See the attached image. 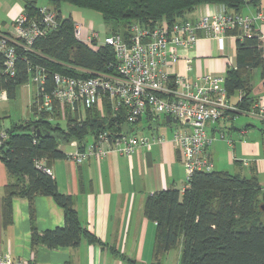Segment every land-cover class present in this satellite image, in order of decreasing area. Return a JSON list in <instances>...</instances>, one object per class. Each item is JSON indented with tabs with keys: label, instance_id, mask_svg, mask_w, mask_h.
<instances>
[{
	"label": "trees",
	"instance_id": "obj_1",
	"mask_svg": "<svg viewBox=\"0 0 264 264\" xmlns=\"http://www.w3.org/2000/svg\"><path fill=\"white\" fill-rule=\"evenodd\" d=\"M38 0H25L23 9L28 17L37 16ZM60 18L62 3L93 10L100 14L109 33L129 34L132 24L143 27L171 26L178 20L190 19L189 13L200 5L214 4L226 12L242 13L246 4L256 9L264 0H45ZM254 9V10H256ZM192 20V19H190ZM194 20V19H193ZM74 20L68 15L57 29L37 38L31 50H18L13 76L3 74L4 56L0 53V91L14 97L15 88L35 77L38 71L44 78V92L54 86V73L86 77L94 73L115 71L113 49L104 45L93 50L73 35ZM106 33V34H109ZM235 37V62L224 75V87L229 98L238 95L235 105L241 113L248 112L255 102L252 96L251 71L263 68L262 40L254 28L243 35L238 26L227 31ZM85 69L87 71H82ZM33 96L30 111L33 117L11 123L0 145V161L10 180L0 198V221L3 227L12 222V199H28L31 223L30 246L48 248L73 247L81 237L90 244L100 240L79 222L72 197L59 192L54 177L43 168L66 157L58 148L72 140L84 139L100 130L121 131L129 128L123 123V109L107 108L103 114L86 109L65 114L60 121L63 103L54 102L50 109L38 108L42 90ZM41 92V93H40ZM79 107L76 103L73 108ZM262 120V119H261ZM43 129L37 135L31 127ZM39 163V165H37ZM48 195L63 210V225L38 232L35 228L33 199ZM264 189L254 174L244 176L223 170L197 171L182 191L164 189L148 195L143 206L144 216L155 223L153 264L175 246L180 247L178 264H264Z\"/></svg>",
	"mask_w": 264,
	"mask_h": 264
},
{
	"label": "crops",
	"instance_id": "obj_2",
	"mask_svg": "<svg viewBox=\"0 0 264 264\" xmlns=\"http://www.w3.org/2000/svg\"><path fill=\"white\" fill-rule=\"evenodd\" d=\"M260 5L264 6V1ZM22 8V5H16L13 17ZM254 9L252 4H246L242 13ZM219 10L217 5L203 4L188 17L193 20ZM255 29L262 40L264 59V23H256ZM181 55L190 60V68L186 69L185 62L180 61L169 69L171 73L185 74L190 79L205 73L224 76L235 62V37L227 35L221 40H213L200 32L194 47ZM250 74L252 96L256 100L264 98V65ZM32 79L34 81V77ZM34 83L36 88L32 98L37 90ZM230 99L235 103L238 95L234 94ZM7 128L0 127V132H6ZM241 128H245V134H240ZM165 129L164 126L156 129L139 127L146 135L164 131L169 137L171 132ZM208 132L216 138L206 150L212 170L244 176L254 174L264 189V120L240 114L235 120L209 125ZM88 140L85 138L84 142ZM83 143L72 140L59 144L58 148L68 154L81 148ZM50 169L59 192L71 195L80 224L100 243L90 244L81 237L78 245L73 247L38 245L32 249L28 199L16 196L12 199L11 224L3 227L0 221V254H8L12 259H31L35 264H153L155 223L144 216L143 206L146 197L155 191H182L185 187V168L176 145L169 140L155 142L139 147L129 155L112 152L101 158L91 156L81 163L64 157L54 160ZM9 180L6 167L0 161V198ZM33 207V225L38 232L63 225V210L51 196L36 195ZM170 251L162 256L159 264H166ZM179 257L180 250L174 264H178Z\"/></svg>",
	"mask_w": 264,
	"mask_h": 264
},
{
	"label": "built area",
	"instance_id": "obj_3",
	"mask_svg": "<svg viewBox=\"0 0 264 264\" xmlns=\"http://www.w3.org/2000/svg\"><path fill=\"white\" fill-rule=\"evenodd\" d=\"M59 15L60 18L46 3L38 6L35 17H28L22 8L12 20L10 29L0 30L3 74H15L18 50H31L37 38L57 29L65 17L61 12ZM258 22L264 23V6L246 13H231L220 8L194 20H178L171 26L132 24L125 36L109 33L102 38L97 31H84L81 24L74 21L73 35L78 41L93 50L104 45L113 49L115 71L86 77L54 73L53 88L44 92L41 69L34 77L37 84L34 96H38L39 88L42 90L37 107L50 109L54 102L72 108L76 103L78 106H99L103 99L109 101L112 110L121 108L125 111L121 126L126 124L129 128L114 132L104 129L90 134L89 140L81 148L66 154V158L81 163L91 156L101 158L112 152L129 155L139 147L169 140L180 151L186 185L195 172L212 170L206 150L216 138L208 132V126L222 120H235L240 114L264 120V98L255 100L248 112L241 113L226 93L224 76L205 73L190 79L185 74L171 73L169 69L180 61L185 62L186 69L190 68V60L183 58L181 52L194 47L200 32L213 40H221L235 26L243 35H249ZM6 96L1 90L0 99ZM165 116L170 120L162 123ZM140 126H164L171 133L169 137L164 131L149 136L139 131ZM245 132V128H241L240 134ZM6 136L5 132H0V145ZM43 170L53 177L50 168ZM0 264L35 263L31 259H12L8 254H0Z\"/></svg>",
	"mask_w": 264,
	"mask_h": 264
},
{
	"label": "rangeland",
	"instance_id": "obj_4",
	"mask_svg": "<svg viewBox=\"0 0 264 264\" xmlns=\"http://www.w3.org/2000/svg\"><path fill=\"white\" fill-rule=\"evenodd\" d=\"M24 0H0V30L7 31L10 29L12 20L15 18L13 14L15 12V6H23ZM43 0H38L37 4H43ZM61 15L68 16L70 13L71 17L74 21L81 24L83 30H95L98 32L99 37L102 38L106 33H109L108 29L109 25L105 24L102 20L99 13L89 10L74 7L67 3H62L60 7ZM233 64V62H231ZM36 85L32 79L29 77L27 83L19 84L15 88V94L12 98L0 99V127L7 128L11 123L28 120L33 117V114L30 111V101L35 91ZM101 105L97 106L93 104L91 106L80 105L77 108H72L70 105L62 104L60 114L61 124L64 125V117L67 112L68 114H72L75 112H81L82 117H85L86 109H95L103 114L106 113V109H111V105L109 101L103 99L100 103ZM102 108V109H100ZM94 112V111H92ZM158 127L154 126L153 129ZM167 132H171V130H167ZM90 137L87 136V139ZM170 255L165 262L166 264H170L176 262V258L179 255V246H175L170 249ZM164 258V257H163ZM170 258V259H169Z\"/></svg>",
	"mask_w": 264,
	"mask_h": 264
},
{
	"label": "water",
	"instance_id": "obj_5",
	"mask_svg": "<svg viewBox=\"0 0 264 264\" xmlns=\"http://www.w3.org/2000/svg\"><path fill=\"white\" fill-rule=\"evenodd\" d=\"M169 120H170V118H169L168 116H165L164 118L161 119V122H162V123H163V122H169ZM171 120L174 121V119H171ZM31 130H34L35 133H36L37 135H40L41 133L44 132L43 129L41 130V129H39V128H35L34 126L31 127ZM261 207H262V209L264 210V205H262Z\"/></svg>",
	"mask_w": 264,
	"mask_h": 264
}]
</instances>
